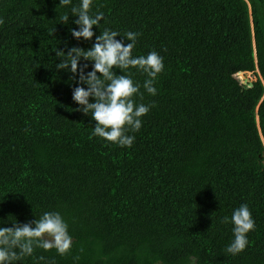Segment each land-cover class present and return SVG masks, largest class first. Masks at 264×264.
<instances>
[{"label": "trees", "instance_id": "obj_1", "mask_svg": "<svg viewBox=\"0 0 264 264\" xmlns=\"http://www.w3.org/2000/svg\"><path fill=\"white\" fill-rule=\"evenodd\" d=\"M80 3L0 0V227L58 212L72 238L66 255L13 264H264V0H92L104 19L91 41L71 35ZM105 29L139 33L133 57L163 58L156 95L146 73L114 69L150 106L130 148L93 135L72 98L87 85L56 69L57 50H88ZM244 204L255 229L232 255Z\"/></svg>", "mask_w": 264, "mask_h": 264}, {"label": "clouds", "instance_id": "obj_2", "mask_svg": "<svg viewBox=\"0 0 264 264\" xmlns=\"http://www.w3.org/2000/svg\"><path fill=\"white\" fill-rule=\"evenodd\" d=\"M72 0H60V6L71 4ZM92 0H81L79 6L71 8L73 21L79 30H71L76 40L91 41L95 33L93 27H99L104 19L103 12L90 15ZM63 21L68 22L65 15ZM0 19V24H3ZM139 33L127 32L123 39L117 31L105 29L96 36L95 43L88 49L72 47L67 54L57 50V57H62L56 64L57 70L70 71L72 79L78 75L79 85H87V89L78 86L73 89L72 98L80 105L78 111L85 115L91 113L95 121L93 135L120 147H131L135 137L128 135L129 131L137 132L142 126V117L150 110V106L137 105L133 97L140 91V86L131 79V74L116 75L114 69L121 72L136 68L149 77L143 87L150 95H156L153 84L158 74L164 69L163 58L155 51L147 56L133 57ZM121 37V36H120ZM125 40L128 41L125 44ZM81 61L92 62V71L86 72L88 64L81 65ZM99 74V75H98ZM93 98L95 102H89ZM223 223L229 218L223 217ZM234 239L226 248V252L237 255L243 252L249 241L248 233L255 229V221L249 207L244 204L236 209L231 216ZM34 224V226H33ZM72 238L68 234V225L58 212H45L34 222L25 224L14 223L12 227H0V264H13L25 256H31L35 248L44 251L56 249L58 254L66 255L70 252ZM43 259V257H41ZM193 264H195L193 258Z\"/></svg>", "mask_w": 264, "mask_h": 264}, {"label": "rangeland", "instance_id": "obj_3", "mask_svg": "<svg viewBox=\"0 0 264 264\" xmlns=\"http://www.w3.org/2000/svg\"><path fill=\"white\" fill-rule=\"evenodd\" d=\"M238 78L241 82L247 83V82L254 81L256 77L254 74L250 73L247 75H239Z\"/></svg>", "mask_w": 264, "mask_h": 264}]
</instances>
